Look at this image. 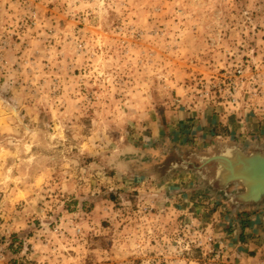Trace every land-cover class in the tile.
Returning a JSON list of instances; mask_svg holds the SVG:
<instances>
[{"label":"rangeland","instance_id":"1","mask_svg":"<svg viewBox=\"0 0 264 264\" xmlns=\"http://www.w3.org/2000/svg\"><path fill=\"white\" fill-rule=\"evenodd\" d=\"M75 3L0 0V264H264L201 159L264 140V0Z\"/></svg>","mask_w":264,"mask_h":264},{"label":"water","instance_id":"2","mask_svg":"<svg viewBox=\"0 0 264 264\" xmlns=\"http://www.w3.org/2000/svg\"><path fill=\"white\" fill-rule=\"evenodd\" d=\"M258 147L247 152L238 146H229L217 153L201 156L204 165L215 166L212 181L215 189L229 194L227 189L231 184L242 186V190L230 194V198L238 204L264 201V150L260 154L258 151L257 155L255 151Z\"/></svg>","mask_w":264,"mask_h":264},{"label":"crops","instance_id":"3","mask_svg":"<svg viewBox=\"0 0 264 264\" xmlns=\"http://www.w3.org/2000/svg\"><path fill=\"white\" fill-rule=\"evenodd\" d=\"M181 112V111H180ZM233 116H229L228 118H225L223 115H218V114H213L212 117L209 119V137L210 138H216L218 141V145L216 146V149L211 153H217L221 150L226 149L229 146H238L242 149H244L247 152L252 151L255 149L257 146H261L264 148V140L255 143L251 147H247L243 143H240L235 137L240 136L237 134L238 131L235 130L237 127L236 124L233 123H228L226 122L227 120L225 119H230L233 121ZM194 120H190L187 122H193ZM196 121V120H195ZM186 121L181 122L184 124ZM205 124H208L207 120L203 122ZM227 125L226 128V133L224 135V132L222 133L219 129ZM264 128V127H263ZM259 129L258 132L261 134V136H264V129ZM237 135V136H236ZM225 136V137H223ZM177 137V135H176ZM203 136H201L202 138ZM197 139V138H196ZM222 139V140H219ZM234 139V140H231ZM210 154V155H211ZM244 210L246 213L242 212L241 213V220L242 221V229L240 231V236H239V245L241 250H245V252L248 251H255V255H248L245 258L247 261L258 259V256L261 255V253L264 251V201L257 203V204H245ZM244 215V216H242ZM236 229L233 233L235 236L236 234ZM232 235V234H231ZM243 254V253H242Z\"/></svg>","mask_w":264,"mask_h":264},{"label":"clouds","instance_id":"4","mask_svg":"<svg viewBox=\"0 0 264 264\" xmlns=\"http://www.w3.org/2000/svg\"><path fill=\"white\" fill-rule=\"evenodd\" d=\"M73 7L76 6L75 0H73ZM113 4H108L107 7H113ZM86 7H91L93 9V11H96L97 9H101L105 7L104 4V0H95V4L93 5H86ZM6 91L3 88H0V111L6 110L8 109L13 103H18L16 96L12 95V96H8L6 95ZM20 123H23V120L21 119ZM7 143L11 144L12 141L9 140L7 141ZM114 155H116L117 157L123 156L125 157L124 160L121 161V163H125V164H131L133 162H140V153H138L135 150H131L129 149V147L127 146H122L120 144H118L116 146V150ZM15 166V165H13Z\"/></svg>","mask_w":264,"mask_h":264},{"label":"built area","instance_id":"5","mask_svg":"<svg viewBox=\"0 0 264 264\" xmlns=\"http://www.w3.org/2000/svg\"><path fill=\"white\" fill-rule=\"evenodd\" d=\"M208 240L210 241L209 242L210 243V245H209V251L212 252V253H214V259H220L221 256H222V254H223V252H224V249H222V245H219L218 246V249L217 248H213L212 245H211L212 244V241H214L213 236H209L208 237Z\"/></svg>","mask_w":264,"mask_h":264},{"label":"bare ground","instance_id":"6","mask_svg":"<svg viewBox=\"0 0 264 264\" xmlns=\"http://www.w3.org/2000/svg\"><path fill=\"white\" fill-rule=\"evenodd\" d=\"M258 151H260V152H258ZM233 152L236 153V155H238V152H237L236 150H234ZM257 152L260 154L261 152H263V150H261V149H257V150L255 151V153H257ZM258 153H257V155H258ZM260 185H262V184H260ZM260 185H259V186H260Z\"/></svg>","mask_w":264,"mask_h":264}]
</instances>
